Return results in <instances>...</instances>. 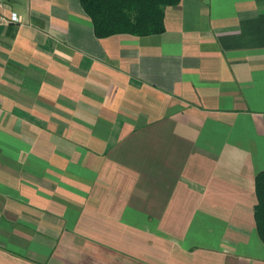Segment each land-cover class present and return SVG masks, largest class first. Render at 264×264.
Listing matches in <instances>:
<instances>
[{
    "label": "crops",
    "instance_id": "0c3cea01",
    "mask_svg": "<svg viewBox=\"0 0 264 264\" xmlns=\"http://www.w3.org/2000/svg\"><path fill=\"white\" fill-rule=\"evenodd\" d=\"M0 1V264H264V0L107 38L79 0Z\"/></svg>",
    "mask_w": 264,
    "mask_h": 264
},
{
    "label": "trees",
    "instance_id": "16d2710c",
    "mask_svg": "<svg viewBox=\"0 0 264 264\" xmlns=\"http://www.w3.org/2000/svg\"><path fill=\"white\" fill-rule=\"evenodd\" d=\"M98 38L119 34L150 36L165 31L166 8L181 0H79ZM257 231L264 243V171L256 176Z\"/></svg>",
    "mask_w": 264,
    "mask_h": 264
},
{
    "label": "built area",
    "instance_id": "2783aa9c",
    "mask_svg": "<svg viewBox=\"0 0 264 264\" xmlns=\"http://www.w3.org/2000/svg\"><path fill=\"white\" fill-rule=\"evenodd\" d=\"M5 4L0 1V23H19L20 17L16 13H12L10 17L2 16L1 10Z\"/></svg>",
    "mask_w": 264,
    "mask_h": 264
}]
</instances>
